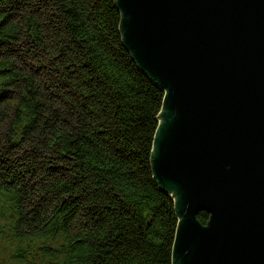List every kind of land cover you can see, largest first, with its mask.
I'll return each instance as SVG.
<instances>
[{
  "label": "trees",
  "instance_id": "1",
  "mask_svg": "<svg viewBox=\"0 0 264 264\" xmlns=\"http://www.w3.org/2000/svg\"><path fill=\"white\" fill-rule=\"evenodd\" d=\"M122 23L115 0H0V264H173L165 93Z\"/></svg>",
  "mask_w": 264,
  "mask_h": 264
},
{
  "label": "water",
  "instance_id": "2",
  "mask_svg": "<svg viewBox=\"0 0 264 264\" xmlns=\"http://www.w3.org/2000/svg\"><path fill=\"white\" fill-rule=\"evenodd\" d=\"M115 1L165 93L152 165L179 219L173 264H264V0Z\"/></svg>",
  "mask_w": 264,
  "mask_h": 264
}]
</instances>
